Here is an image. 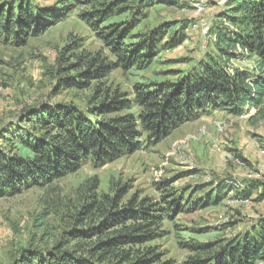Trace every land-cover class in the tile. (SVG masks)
I'll return each instance as SVG.
<instances>
[{"label": "trees", "instance_id": "16d2710c", "mask_svg": "<svg viewBox=\"0 0 264 264\" xmlns=\"http://www.w3.org/2000/svg\"><path fill=\"white\" fill-rule=\"evenodd\" d=\"M51 1V6H42L38 0H0V40L23 46L80 8V19L108 53L89 51L77 37L58 51L51 68L55 91L91 90L88 106L86 110L71 104L44 107L28 119L33 135L16 131L12 139H5L0 146V198L47 186L87 162L95 167L113 163L214 111L240 117L254 110L253 121L264 120V0H228L210 30L211 46L202 59L179 82L138 86L132 97L108 83L111 73L151 64L160 51L180 47L189 29L188 23L177 22L135 34L142 19L137 17L158 3L187 5L178 0ZM122 16L128 19L111 22ZM244 62L253 66L241 65ZM11 140L23 144L32 156L7 152L3 147ZM237 186L223 181L203 197L190 194L189 200L185 190L177 191L162 199L168 198L166 207L148 198L124 203L129 193L125 184L115 189L119 195L105 200L94 192L82 201L69 230L60 233L51 250H25L16 264H169L151 245L163 236L164 220L176 212L219 205L233 191L238 198L251 199L262 188L259 198L264 200V183ZM187 247L194 255L185 264L264 262V216L231 240L191 241Z\"/></svg>", "mask_w": 264, "mask_h": 264}, {"label": "rangeland", "instance_id": "374dc122", "mask_svg": "<svg viewBox=\"0 0 264 264\" xmlns=\"http://www.w3.org/2000/svg\"><path fill=\"white\" fill-rule=\"evenodd\" d=\"M38 1L42 6L54 3ZM178 1L187 6L158 3L143 9L142 16L137 17L142 19L135 34L149 33L168 23L186 22L187 40L176 49L160 51L151 64L114 70L108 78L110 85L132 97L138 86L179 82L202 59L211 46L210 30L228 0ZM79 12L80 8H75L67 18L23 46L0 40V146L5 139H12L16 131L33 135V123L28 119L44 107L71 104L86 110L91 90L57 92L56 79L51 75L58 51L71 38H80L89 51L108 53L80 19ZM126 19L122 16L111 22ZM241 65L250 67L253 62ZM254 114L252 110L236 117L214 111L183 124L165 140L113 163L95 167L87 162L79 171L47 186L0 198V264H16L25 250H51L60 233L69 230L82 201L94 192L105 200L119 195L115 189L125 184L129 193L124 203L148 198L166 207L170 195L177 191L185 190L186 198L190 194L200 198L223 181L238 185L239 189L249 181L264 183V120L253 121ZM3 148L23 157L32 156L23 144L13 141ZM261 191L262 188L255 191L251 199L238 198L233 191L219 205L173 213L163 222V236L151 245L163 262L185 264L194 255L187 243L214 244L252 229L264 216ZM164 197L168 198L162 200ZM182 205L186 207V201Z\"/></svg>", "mask_w": 264, "mask_h": 264}]
</instances>
